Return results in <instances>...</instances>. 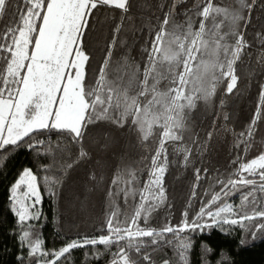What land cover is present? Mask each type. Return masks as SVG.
<instances>
[{
  "label": "snow or ice",
  "instance_id": "obj_1",
  "mask_svg": "<svg viewBox=\"0 0 264 264\" xmlns=\"http://www.w3.org/2000/svg\"><path fill=\"white\" fill-rule=\"evenodd\" d=\"M253 88L237 131L232 98ZM262 129L264 0H0V155L34 152L44 174L25 167L9 188L14 264H66L80 248L109 264H192L197 248L196 264H237L209 240L219 229L230 242L238 226L240 252L264 244V149L247 158ZM229 137L233 169L212 175L210 158ZM117 144L106 177L95 156ZM88 165L69 206L102 190L100 234L49 249L35 223L44 194L59 204ZM173 169L192 171L189 202L203 180L213 191L191 218L185 209L179 224L155 228L153 214L171 207ZM237 193L239 205L225 202Z\"/></svg>",
  "mask_w": 264,
  "mask_h": 264
},
{
  "label": "trees",
  "instance_id": "obj_2",
  "mask_svg": "<svg viewBox=\"0 0 264 264\" xmlns=\"http://www.w3.org/2000/svg\"><path fill=\"white\" fill-rule=\"evenodd\" d=\"M251 39V36L248 37ZM96 41V37H93ZM102 42V40H101ZM97 59H100V53L97 51ZM219 94V92H218ZM230 104V110L233 111V120L235 122L236 130L239 131L247 123L255 103V89H250L245 92L244 96L236 99ZM261 135L264 136V129L261 130ZM261 137H257L256 145L247 153V158H251L258 151L264 149V144L260 142ZM120 151V145L117 144L115 148L108 151L96 154L95 159L106 161V166L103 169L106 177L112 175V169L116 160L114 152ZM234 155L233 142L229 137L226 140L221 139L220 144L217 145L216 151L213 153L210 165L212 175L216 172L213 169H218L223 176L231 173L233 165L230 160ZM40 160L34 152H29L26 149H10L6 154L0 155V264H14V254L16 248L14 242L11 240V229L15 225V217L9 212L8 191L10 186L18 178L19 174L25 167L37 169L38 175H44L39 172ZM81 167L72 173L69 183L64 188L65 199L59 204L51 201L45 193V199L42 205L43 218L36 224L37 231L41 234L45 241V246L49 249H58L62 247L67 240L75 239L81 235H99L98 229L104 219L106 205L102 197V190L100 193L92 196L84 207H81L78 202H73V206H69V201L72 199L74 193L82 191V182L85 178V173L88 168ZM101 171L100 168L96 169ZM179 177V178H178ZM147 176L143 175L141 181L146 180ZM193 183V175L191 169L177 172L170 170L166 176L165 187L167 200L166 204L171 207H161L153 214L151 226L159 228L168 220L171 224H179L182 219V213L185 209L188 210L189 218L194 216L200 209L201 204L206 202L209 198L205 195V190L209 193L213 191L210 187V180H203L200 187L197 189V196L190 201L191 186ZM83 199V196L80 197ZM225 202L240 204V194L227 198ZM219 206V202H218ZM226 228L228 226H225ZM232 236L226 238L222 235L219 229L213 230L209 243L217 249H225L232 252L237 264H264V244L257 242V247L251 251L240 252L236 246V240L239 239L241 230L238 226L232 229ZM207 239V237L205 238ZM195 240L199 244L200 237L196 236ZM103 251V246H99ZM7 249V251H5ZM89 255L86 256L85 253ZM91 250L88 248H80L73 250L70 259L66 264H109L110 256L104 255L99 260L91 258ZM198 248L194 249L191 254L192 264L197 262ZM239 252V255L236 253ZM169 255L171 252L169 251ZM159 257H157L158 259Z\"/></svg>",
  "mask_w": 264,
  "mask_h": 264
},
{
  "label": "rangeland",
  "instance_id": "obj_3",
  "mask_svg": "<svg viewBox=\"0 0 264 264\" xmlns=\"http://www.w3.org/2000/svg\"><path fill=\"white\" fill-rule=\"evenodd\" d=\"M232 203V202H231ZM233 205H238V204H235V203H232ZM41 211H42V213H43V208L41 207ZM36 224L38 223V222H35Z\"/></svg>",
  "mask_w": 264,
  "mask_h": 264
}]
</instances>
